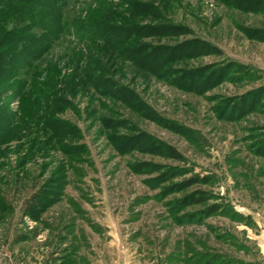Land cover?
I'll use <instances>...</instances> for the list:
<instances>
[{"label": "rangeland", "instance_id": "rangeland-1", "mask_svg": "<svg viewBox=\"0 0 264 264\" xmlns=\"http://www.w3.org/2000/svg\"><path fill=\"white\" fill-rule=\"evenodd\" d=\"M24 1L0 0V264H264V0H59L33 62Z\"/></svg>", "mask_w": 264, "mask_h": 264}, {"label": "trees", "instance_id": "trees-1", "mask_svg": "<svg viewBox=\"0 0 264 264\" xmlns=\"http://www.w3.org/2000/svg\"><path fill=\"white\" fill-rule=\"evenodd\" d=\"M17 2V0H13ZM38 1L40 5V18H36V2ZM61 1V0H60ZM59 0H25L24 2L20 3L18 6L20 7L18 10L19 15L27 20L30 26L27 27L28 30H34L33 28H38L40 30H45L46 35L41 36L40 38L37 35L32 33H28L27 35V42L31 46L29 47V51L31 52V61L33 62L35 57H38V54L44 50V47L48 44H51L53 36H59L61 34V29L59 28L62 24L63 14L55 8V3L60 2ZM13 4V3H12ZM28 9L27 14L25 11ZM41 14V15H40ZM48 18L49 20H47ZM45 19L47 21H45ZM13 37L15 34H11ZM38 45V46H37ZM169 154L175 158L180 159V154L175 151L172 147H168ZM206 179H200L197 177L196 179L192 180L191 182L183 183L179 185L181 190L192 186L197 183H204ZM208 199L205 197V192L197 191L195 194H192L186 199V203L188 204H203ZM217 212V207H213L210 210V214Z\"/></svg>", "mask_w": 264, "mask_h": 264}]
</instances>
